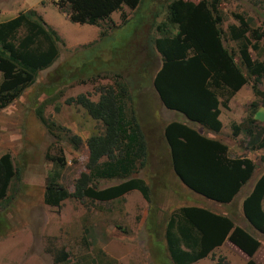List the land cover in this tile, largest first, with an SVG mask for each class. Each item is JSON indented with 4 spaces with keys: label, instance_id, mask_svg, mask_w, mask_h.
Instances as JSON below:
<instances>
[{
    "label": "rangeland",
    "instance_id": "rangeland-1",
    "mask_svg": "<svg viewBox=\"0 0 264 264\" xmlns=\"http://www.w3.org/2000/svg\"><path fill=\"white\" fill-rule=\"evenodd\" d=\"M172 1L140 0L133 8L123 5L95 26L71 21L60 10L59 0H0V23L35 10L62 38L53 64L39 71L35 82L10 105L0 108V157L9 153L16 170L0 201V264H174L166 234L173 212L182 206L202 207L230 218L260 241L252 259L264 264V233L243 213L244 199L264 173V73L249 76L244 67L248 83L229 99L221 98L220 132L166 108L154 86L162 65L155 40ZM185 1L206 4L238 63L247 49L253 61L264 65V0ZM169 29L176 31V27ZM116 81L128 85L149 143L147 164L137 176L149 184L150 201L132 191L109 202L70 196L60 207L45 204L48 174L57 171L58 182L73 192L80 174L88 171L86 141L103 131L101 121L69 99L86 94L97 101L102 90ZM39 110L54 122L53 133L40 120ZM173 121L225 143L230 157L252 160L255 171L231 203L210 200L177 177L165 137V128ZM74 135L81 138L78 147L72 142ZM120 181L96 184L105 188ZM249 259L227 239L191 264H248Z\"/></svg>",
    "mask_w": 264,
    "mask_h": 264
},
{
    "label": "trees",
    "instance_id": "trees-1",
    "mask_svg": "<svg viewBox=\"0 0 264 264\" xmlns=\"http://www.w3.org/2000/svg\"><path fill=\"white\" fill-rule=\"evenodd\" d=\"M59 8L71 21L101 26L123 5L136 7L140 0H59ZM125 21V20H124ZM170 27H176L172 32ZM155 40L162 65L154 86L163 105L183 114L213 132H220L221 98L229 99L249 76H260L264 65L241 52V63L224 45L216 20L204 2L173 0L166 20L158 26ZM61 36L35 10L21 12L0 23V108L16 100L35 82L39 71L51 66L59 56ZM131 91L125 81L102 90L97 101L86 94L70 98L102 122L103 131L88 137L86 168L75 189L58 182V172L48 174L43 201L60 207L70 196L79 200L109 202L132 191L151 199L149 184L137 173L147 164L149 143L132 106ZM40 120L53 133L54 122L38 111ZM264 130V127L262 128ZM252 134V130L248 129ZM165 137L174 172L190 190L217 203H231L250 180L255 165L245 157H230L228 146L178 121L169 123ZM254 137V136H253ZM75 147L81 138L74 135ZM62 163L61 166H64ZM16 170L9 153L0 157V201L4 199ZM121 180L99 188V180ZM264 173L244 199L243 213L249 223L264 233ZM167 246L174 264H191L207 257L227 239L244 251L248 264L260 241L225 215L197 206H182L173 212L167 227Z\"/></svg>",
    "mask_w": 264,
    "mask_h": 264
}]
</instances>
